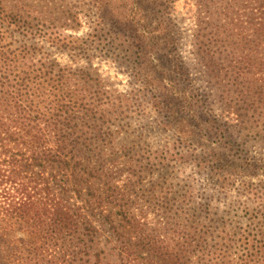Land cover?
Listing matches in <instances>:
<instances>
[{
    "label": "trees",
    "instance_id": "trees-1",
    "mask_svg": "<svg viewBox=\"0 0 264 264\" xmlns=\"http://www.w3.org/2000/svg\"><path fill=\"white\" fill-rule=\"evenodd\" d=\"M73 1L0 0V264H107L97 214L119 264H264V209L236 199L249 212L240 222L232 202L213 214L203 193L264 171L242 141L264 138V0H196L194 67L177 47L176 0ZM80 17L89 33L66 36ZM40 43L111 57L133 88ZM148 119L168 140L129 142ZM182 166L197 177L171 198ZM257 194L264 204V185Z\"/></svg>",
    "mask_w": 264,
    "mask_h": 264
},
{
    "label": "rangeland",
    "instance_id": "rangeland-1",
    "mask_svg": "<svg viewBox=\"0 0 264 264\" xmlns=\"http://www.w3.org/2000/svg\"><path fill=\"white\" fill-rule=\"evenodd\" d=\"M78 2V0H75ZM75 1H73L75 3ZM81 1V0H79ZM196 0H176L175 7L173 8V12H171L170 17L172 20L175 21L177 24V34L181 38L180 42H177L178 50H180L182 57L185 61L191 66H195V56L193 51H195L193 45V31L196 27V23L198 17L201 15L199 8L197 7ZM79 13V10H76ZM83 17H80L78 20H72V22L68 23L71 27L68 30H65V35L69 37H85L87 33H89V24L87 21H84ZM64 30V29H63ZM72 39V38H71ZM39 47H44L46 52H50L53 54V57L63 65L71 64L76 68H83L88 69L91 67L93 70H97V72L105 79L107 83L113 85L115 88L119 89L121 92L129 91L133 88V81L129 77L128 74H125L124 71L118 66L117 63H114V60L110 58H104L100 55H96L95 57H90L88 53L82 54L79 58L73 57L72 55L64 52H58L55 48L44 45L43 43L39 44ZM79 51L76 52V54ZM198 72V71H197ZM237 115L235 113H231L228 119L234 120V123L238 122L236 119ZM152 119L144 120L141 124L134 126L128 136V141L131 142L132 140H139L143 137L145 140H151L155 142L164 143L168 140V133H160V132H151L149 127V122ZM125 135V134H124ZM125 135V137H126ZM250 139L249 148L251 145V149L254 153V157L256 156V160L264 159V138L260 136H244L243 142L245 140ZM260 161V160H258ZM264 163V161L260 162ZM264 170V167H263ZM175 171L168 175L169 184L170 186L165 185L164 187V194L174 198L179 195L178 188H175L172 184L175 183L176 185L179 182H182L180 188L182 190L186 189V186L189 187L193 180L197 177L194 175V171L192 168L188 166L185 167H178ZM159 173H155L153 175H149L147 177V182L149 181H156L157 175ZM251 176L247 175L241 178V181H237L235 183H230L227 185L226 191H221L220 189L214 191L215 185L206 181L207 188L210 187L209 191L206 192V188L204 189L205 195L207 200H211V210L213 214L218 212H222L227 210L228 204L232 202L234 205L231 208L232 216H227L232 218L233 220H238L241 222L240 219L244 220L245 222H249V215L248 211L245 209L242 211L240 208H235V201L236 199L240 200V205L242 208L251 207L253 210L255 209L256 212L264 209L263 202H260L257 192L261 190V185H264V171L254 172L250 174ZM209 179V177H208ZM243 183H246L249 186V192L245 191L242 188ZM163 188V186L161 185ZM161 187H158V190H161ZM206 187V186H205ZM211 192H214L211 194ZM217 193V194H215ZM239 206V205H238ZM230 208V207H229ZM96 221H93V225L99 231L97 239H96V250L100 252L101 256L105 258V263L107 264H119V259L117 258V245L119 244L118 236L110 229V225L103 227V218H98L99 215H96ZM150 221L154 222L155 217L150 214L149 216ZM229 219V218H228ZM246 224V223H242ZM39 264H44L42 261L35 260ZM11 264H15L14 261Z\"/></svg>",
    "mask_w": 264,
    "mask_h": 264
}]
</instances>
